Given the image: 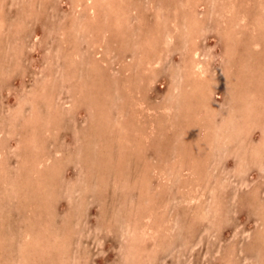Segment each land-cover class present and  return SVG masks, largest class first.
Wrapping results in <instances>:
<instances>
[{"label":"rangeland","instance_id":"1","mask_svg":"<svg viewBox=\"0 0 264 264\" xmlns=\"http://www.w3.org/2000/svg\"><path fill=\"white\" fill-rule=\"evenodd\" d=\"M0 264H264V0H0Z\"/></svg>","mask_w":264,"mask_h":264},{"label":"bare ground","instance_id":"2","mask_svg":"<svg viewBox=\"0 0 264 264\" xmlns=\"http://www.w3.org/2000/svg\"><path fill=\"white\" fill-rule=\"evenodd\" d=\"M186 1V0H185ZM232 7H234V6H232ZM235 9V8H234ZM229 12V11H228ZM191 25H193V24H191ZM223 31V30H222ZM192 33V32H191ZM239 35V34H238ZM195 43V42H194ZM197 48V47H196ZM191 49V48H190ZM193 54V53H192ZM193 55H196V51H194V54ZM196 66V65H195ZM198 67V66H197ZM200 71V70H199ZM45 221V220H44ZM30 226V225H29ZM40 231V230H39ZM44 251V250H43Z\"/></svg>","mask_w":264,"mask_h":264}]
</instances>
